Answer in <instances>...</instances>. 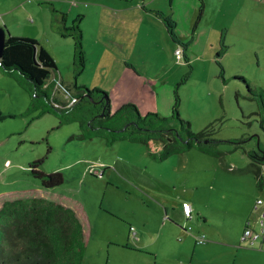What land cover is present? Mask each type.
I'll list each match as a JSON object with an SVG mask.
<instances>
[{
    "label": "rangeland",
    "instance_id": "rangeland-1",
    "mask_svg": "<svg viewBox=\"0 0 264 264\" xmlns=\"http://www.w3.org/2000/svg\"><path fill=\"white\" fill-rule=\"evenodd\" d=\"M55 11L64 14L63 33L53 26ZM0 26L43 45L56 61L53 76L74 93L75 85L105 90L111 112L133 103L142 115H167L163 105L174 103L176 88L179 114L193 131L212 125L220 151L193 147L160 170L146 168L121 157L120 142L80 140L78 122L58 126L53 112L31 110L30 94L0 65V196L44 190L78 200L93 226L82 264H169L161 256L169 247L177 251L171 264H264V250L240 241L255 201L264 199L247 154L264 149V0H0ZM55 99L64 102L60 92ZM161 146L150 143L154 152ZM44 156L40 169L64 174L51 189L29 166ZM183 201L192 205L189 219ZM163 219L193 228L183 257L185 233L176 224L180 231L163 228ZM145 224L151 235L127 238L130 226L139 232ZM198 233L208 240L197 242ZM150 248H159L158 259Z\"/></svg>",
    "mask_w": 264,
    "mask_h": 264
},
{
    "label": "trees",
    "instance_id": "trees-1",
    "mask_svg": "<svg viewBox=\"0 0 264 264\" xmlns=\"http://www.w3.org/2000/svg\"><path fill=\"white\" fill-rule=\"evenodd\" d=\"M163 20L171 36L176 38L172 19L163 17ZM53 26L61 33L68 30L62 12H54ZM71 30L76 33L78 66L82 68L80 31ZM0 65L30 94L31 110L40 109V115L53 112L59 119L58 126L78 122L80 140L103 137L107 145L118 140L141 143L157 161L193 147L211 155L220 154L215 148L217 140L212 137V125L193 131L190 121L179 114L180 97L176 88L168 115L154 112L142 115L133 103H124L111 112L108 93L86 85H75L76 102L70 105L62 102L57 106L52 99L56 84L53 72L57 65L35 38L8 33ZM153 139L162 141L157 152L150 150ZM239 142L234 141L237 147ZM247 154L262 188L264 177L260 165L264 164V149L260 147V151L251 150ZM45 157L30 162L29 166L33 176L44 188L50 189L64 182V174L59 170L40 169ZM92 230L85 207L66 195L36 190L0 196V264H82Z\"/></svg>",
    "mask_w": 264,
    "mask_h": 264
},
{
    "label": "crops",
    "instance_id": "crops-1",
    "mask_svg": "<svg viewBox=\"0 0 264 264\" xmlns=\"http://www.w3.org/2000/svg\"><path fill=\"white\" fill-rule=\"evenodd\" d=\"M177 48H175V50H176ZM53 57V56H52ZM55 63H56V61H55ZM172 102L170 103V105H163V111H164V113H171V111H172ZM168 115V114H167ZM79 133V132H78ZM117 142H120V143H118L120 146H122V151H119V155L121 156V157H123V158H128V159H130L131 157H136V159H138V160H141V162L144 164V166L147 168V167H151V169L152 170H160V168H158V164H164V162L165 161H157L156 159H154L153 157H151V155H150V153H149V149L144 145V144H141V143H137V142H132V141H128V140H121V141H116L114 144H116ZM113 144V145H114ZM122 144V145H121ZM151 150V149H150ZM158 162H161V163H158ZM169 166H171V167H173L174 165L173 164H170ZM156 168H158V169H156ZM161 174V173H160ZM51 189V188H50ZM54 192V191H53ZM56 193V192H55ZM58 193V192H57ZM60 193H62V192H60ZM63 195V194H62ZM184 202V201H183ZM182 202V203H183ZM159 205L161 206V203L159 202ZM178 206H179V202H178ZM191 208H192V205H191ZM165 210H166V208H165ZM184 213V212H183ZM187 219V218H186ZM167 224H169L168 225V228H171V229H173V230H178V231H180V229H178V227L177 226H179L180 228H181V230L185 233L184 234V239H185V241L184 242H182V243H180L179 244V246L180 245H183V247L181 248V249H179V251H178V255L179 256H181L182 255V257H183V254L186 252V246L184 245L185 243H186V241L190 238V236L193 234L194 235V233H192V227H190V228H188V227H186V228H184V226L182 227L178 222H173V223H169L167 220H165V219H163V221H162V227L164 228ZM177 226H176V225ZM131 228H132V226H130V228H129V230H128V232H127V238H129V236H131L132 235V238H133V240L134 241H136L137 243H139V241H140V235H151L150 234V230H149V228H148V224H145L144 225V227L143 228H141L140 229V231L139 232H137L136 230H133V232H132V230H131ZM200 235V233H198L197 235H195V237H197V236H199ZM153 236H155V235H153ZM92 237V236H91ZM206 237V236H205ZM207 239V238H206ZM208 240V239H207ZM206 240V241H207ZM125 244H124V247H128V248H130L129 246H130V241H129V239H126L125 240ZM152 242H154V239L152 240ZM211 244H216V242H213V243H211ZM151 247V246H150ZM183 250V251H182ZM150 253L151 254H153L154 255V257L156 258V259H158V257L160 256V250H159V248H156V249H154V248H150ZM188 251V250H187ZM175 253H177V251L176 250H174V249H170V247L168 248V249H165L164 248V250L162 251V253H161V256H163V260H166L167 261V263H168V261H169V264H171V262H170V260H171V257H172V255H174ZM196 253V247H194L193 249H192V253H191V256H190V258H189V261H190V263L192 262V260H193V256L194 255H196L195 254ZM168 256V257H164V256ZM174 259H177V257L175 256L174 257Z\"/></svg>",
    "mask_w": 264,
    "mask_h": 264
},
{
    "label": "built area",
    "instance_id": "built-area-1",
    "mask_svg": "<svg viewBox=\"0 0 264 264\" xmlns=\"http://www.w3.org/2000/svg\"><path fill=\"white\" fill-rule=\"evenodd\" d=\"M176 53L180 54V48L175 50ZM56 77V84L52 92V99L57 106H61L63 101L55 99L56 93L60 92L64 102L69 105L77 101L75 93L67 87L60 79ZM61 99V100H62ZM261 176L264 177V164L260 165ZM97 175H102L103 170L93 171ZM262 189H264V179H262ZM183 212L187 219L192 217V208L189 202L184 201L182 203ZM190 228V226L188 227ZM197 242L203 243L207 239L204 234H200L196 237ZM241 244H246L251 247H256L258 249L264 250V199L259 197L253 205V214L246 222L245 228L240 236Z\"/></svg>",
    "mask_w": 264,
    "mask_h": 264
},
{
    "label": "water",
    "instance_id": "water-1",
    "mask_svg": "<svg viewBox=\"0 0 264 264\" xmlns=\"http://www.w3.org/2000/svg\"><path fill=\"white\" fill-rule=\"evenodd\" d=\"M8 31L5 26H0V57L2 56L3 49L6 45V37L8 35Z\"/></svg>",
    "mask_w": 264,
    "mask_h": 264
}]
</instances>
